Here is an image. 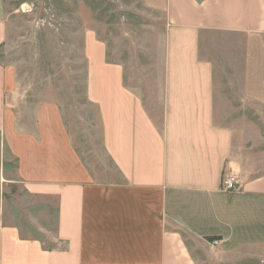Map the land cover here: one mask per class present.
I'll use <instances>...</instances> for the list:
<instances>
[{
    "label": "crops",
    "instance_id": "obj_1",
    "mask_svg": "<svg viewBox=\"0 0 264 264\" xmlns=\"http://www.w3.org/2000/svg\"><path fill=\"white\" fill-rule=\"evenodd\" d=\"M151 1L164 29L142 84L85 34L96 163L60 103L18 114L0 62V132L27 194L0 210V264H264V0ZM9 32L0 0V50Z\"/></svg>",
    "mask_w": 264,
    "mask_h": 264
},
{
    "label": "rangeland",
    "instance_id": "obj_2",
    "mask_svg": "<svg viewBox=\"0 0 264 264\" xmlns=\"http://www.w3.org/2000/svg\"><path fill=\"white\" fill-rule=\"evenodd\" d=\"M155 2V0H153ZM151 0H4L10 24L0 62L13 68L15 90L8 101L32 119L38 103H60L77 148L96 163L101 132L96 106L86 94L85 34L94 32L108 47L109 60L124 63L138 84L163 36V13ZM16 159L0 132V210L19 213L26 191L16 181ZM23 199V201H22Z\"/></svg>",
    "mask_w": 264,
    "mask_h": 264
},
{
    "label": "built area",
    "instance_id": "obj_3",
    "mask_svg": "<svg viewBox=\"0 0 264 264\" xmlns=\"http://www.w3.org/2000/svg\"><path fill=\"white\" fill-rule=\"evenodd\" d=\"M239 179L234 174H224L221 181V187L225 191L232 192L237 189ZM216 243V241H215Z\"/></svg>",
    "mask_w": 264,
    "mask_h": 264
}]
</instances>
